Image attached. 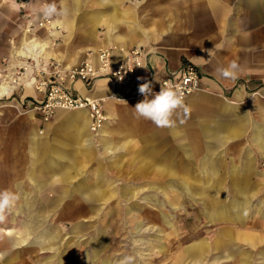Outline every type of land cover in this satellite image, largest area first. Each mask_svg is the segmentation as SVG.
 <instances>
[{
  "label": "rangeland",
  "instance_id": "374dc122",
  "mask_svg": "<svg viewBox=\"0 0 264 264\" xmlns=\"http://www.w3.org/2000/svg\"><path fill=\"white\" fill-rule=\"evenodd\" d=\"M165 1L101 0L100 5L122 13L121 22L113 12L104 22L129 19L131 26L176 30L180 15L189 17L193 7L178 4V11H168ZM34 18L53 27L50 19ZM188 27L193 26L186 20ZM62 28L36 32L51 39L52 45L45 42L52 49ZM124 30V38L111 36L128 44L132 29ZM108 35L99 49L117 47L107 45ZM27 57L10 67L17 70L30 62ZM39 60L43 70L45 60L53 59ZM32 77L19 83L31 84ZM12 91L0 100V190L16 193L18 200L0 221V264H119L125 256L135 257L134 264H264V140L251 126L210 146L201 136V147L188 135L200 134L209 115L186 104L189 116L180 111L174 127L159 128L135 114L136 102L118 106L120 114L132 111L134 125L126 127L131 133L118 126L117 134L104 137L105 148L100 138L87 142L66 120L75 111L58 110L41 123L21 107L22 87ZM30 113L34 120L25 118Z\"/></svg>",
  "mask_w": 264,
  "mask_h": 264
},
{
  "label": "crops",
  "instance_id": "0c3cea01",
  "mask_svg": "<svg viewBox=\"0 0 264 264\" xmlns=\"http://www.w3.org/2000/svg\"><path fill=\"white\" fill-rule=\"evenodd\" d=\"M100 1L33 0L27 11L37 18H43L40 9L46 3L54 2L58 8L68 10L66 18L50 19L54 21L53 26L66 28H62L64 33L59 36L57 45L53 42L56 47L50 49L45 41H50L52 45L51 39L42 32H35L30 38L23 34L24 27L28 26L32 17L22 16L13 1L0 0V57L7 58L9 65H15L27 56V52L36 51L38 55L42 54L43 59L55 58L63 66H76L85 59L86 53H93L92 48L99 49L110 33L107 45L116 44L123 51L142 48L147 52L140 84L151 82L152 90H156L160 81L165 78H177L185 63H191L198 69L202 89L184 102L196 113L209 115L206 119L210 124L201 127L200 134L188 135V138L194 139L196 145L202 147L203 137L207 141L206 146H210L211 141L217 143L226 137L234 138L239 127L244 126H251L255 136L264 140V126L260 125L264 123V0H239L236 3L217 0H167L163 4H167L168 11H178V4L193 7L194 10L189 17L185 12L180 15L176 30L162 24L160 28H154V25L143 28L140 24L131 26L126 24L129 19L125 24L119 23L122 18L120 10L106 6L109 11L105 12L106 4L100 5ZM79 7L82 9L77 10ZM168 11L166 13L170 14ZM112 12L119 15V21L114 24L117 18H111L112 20L104 22L105 16ZM130 15L133 17L132 13ZM100 20L103 22H99ZM186 20L192 28H186ZM96 22L103 26L101 31L95 25ZM126 27L132 29L128 44L121 43L119 36H111V33H117L121 38L126 37ZM55 33L56 30H53L52 34ZM48 48L49 51L46 52ZM121 57L120 52H113L112 63H118ZM232 61L239 65L237 78L225 79L217 69L227 67ZM47 69L45 67L44 71L47 72ZM69 88L82 97L103 100L105 121L95 135L88 131L84 111H76L67 116L66 120L79 133L83 132L87 142L97 137L100 138L102 146L107 148L109 144L104 137L117 134L118 126L124 129L123 133H131L126 127L134 125L132 115L129 114L132 111L125 108V113L120 114L118 106L142 101L144 96H136L138 89L135 92L128 88L115 87L107 79L88 85L74 82ZM22 90L24 100L33 101L38 98L29 82L23 85ZM2 93L4 90L0 88V96ZM116 99L119 100L117 103ZM123 101L126 103H122ZM180 111L183 110L179 109L178 112ZM30 114H26L25 118L34 120L32 113ZM116 114L121 115V118L114 121ZM79 116L82 117L81 121L77 119ZM253 122L258 125L252 124ZM223 131L226 135L221 136ZM34 137L43 138L44 135L35 134Z\"/></svg>",
  "mask_w": 264,
  "mask_h": 264
},
{
  "label": "built area",
  "instance_id": "2783aa9c",
  "mask_svg": "<svg viewBox=\"0 0 264 264\" xmlns=\"http://www.w3.org/2000/svg\"><path fill=\"white\" fill-rule=\"evenodd\" d=\"M12 1L18 7V10L24 11L25 15L28 13L30 0ZM30 15L29 13L27 18ZM31 20L25 29L27 34L45 28L44 25H48L50 22L34 17ZM113 52L114 50L110 47L99 49L95 53L89 52L78 65L67 69H63L57 61L47 60L45 63L46 68H48L47 72L40 69V64L43 63L39 59L38 61L32 58V54L27 55V61L30 60V62L17 66V70L16 67H10L7 58H3L0 60V85L7 83V85H15L18 88L23 87L24 84L19 83L20 79H29L30 74H32L30 85L38 98L33 101L22 98L21 107H28L41 123H46L57 110H86L90 121L89 130L91 133L96 134L105 121L102 100L77 95L71 91L69 86L77 81L88 85L97 80L107 79L115 87L128 88L136 92L141 82V71L147 52L142 48H135L126 52L120 50L122 57L116 64L112 63ZM29 66H32V68H29ZM12 70H15V72L11 77L9 71ZM168 84H172L178 89L184 100L202 89L200 86V72L191 63L183 65L177 78L161 80L158 88L152 90L153 93H158L161 87H166ZM12 94H14V91H11L10 96ZM136 96L143 95L137 92Z\"/></svg>",
  "mask_w": 264,
  "mask_h": 264
},
{
  "label": "clouds",
  "instance_id": "9594fccd",
  "mask_svg": "<svg viewBox=\"0 0 264 264\" xmlns=\"http://www.w3.org/2000/svg\"><path fill=\"white\" fill-rule=\"evenodd\" d=\"M45 19L53 17H67V8H58L57 4L46 3L40 9ZM212 52V51H211ZM210 52V54H211ZM239 65L236 61H232L227 67L217 69L221 76L225 79H236ZM138 91L144 96V99L138 102L134 111L139 118L151 121L159 128H172L176 121L173 119L177 115L178 110H183L185 117L190 115V108L185 104L182 93L172 84L161 87L158 93H153L151 82H144L139 85ZM152 97L149 99V97ZM185 120L181 119L180 123ZM18 200L16 193L10 190H0V221L5 219V213L14 207ZM135 257L125 256L119 264H134Z\"/></svg>",
  "mask_w": 264,
  "mask_h": 264
},
{
  "label": "bare ground",
  "instance_id": "6f19581e",
  "mask_svg": "<svg viewBox=\"0 0 264 264\" xmlns=\"http://www.w3.org/2000/svg\"><path fill=\"white\" fill-rule=\"evenodd\" d=\"M45 26V29L46 30H49L48 32H50L51 30H55V26H53V27H51L52 26V22H49V24L48 25H44ZM25 27H27V26H25ZM25 30V29H24ZM24 33H25V31H24ZM29 34H27V33H25V35H27V36H33L34 35V33H35V31H32V32H28ZM30 34H32V35H30ZM106 48H108V47H106ZM110 48H112L113 50H114V52H120V50H122L123 51V48H117V47H110ZM104 49V48H103ZM123 52H126V51H123ZM95 53V52H94ZM32 54V58H34V59H36V60H38V59H40V58H42L43 59V56L42 57H39V55L37 54V52L35 51V52H32V51H29V52H27V55H31ZM39 57V58H38ZM8 60V59H7ZM39 61V60H38ZM45 61H47V60H45ZM43 63V62H42ZM67 68H69V67H66V66H63V69H67ZM10 73H11V71H9V75H10ZM98 81V80H97ZM77 82H79V81H77ZM13 87L14 86H12V85H7V83H2L1 85H0V88L1 89H3L4 90V93H2V95L0 96V100H2V98H8L9 96H10V93H11V91H12V89H13ZM77 111H84L85 113H86V117H87V126H89V123H90V121H89V118H88V115H87V111L86 110H77ZM76 112V111H75ZM33 113V112H32ZM77 119H79L80 121L82 120V117L81 116H79V117H77ZM86 125V124H85ZM100 129V128H99ZM89 131V130H88ZM99 131V130H98ZM98 131H97V133H98ZM90 132V131H89ZM96 133V134H97Z\"/></svg>",
  "mask_w": 264,
  "mask_h": 264
}]
</instances>
